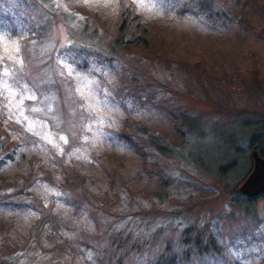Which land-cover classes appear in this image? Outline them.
Instances as JSON below:
<instances>
[{"label":"rangeland","instance_id":"1","mask_svg":"<svg viewBox=\"0 0 264 264\" xmlns=\"http://www.w3.org/2000/svg\"><path fill=\"white\" fill-rule=\"evenodd\" d=\"M172 4L0 0V135L23 149L0 179L29 193L0 203V264H264V196L248 212L239 192L264 121V0ZM130 6L147 40L134 24L111 50Z\"/></svg>","mask_w":264,"mask_h":264},{"label":"trees","instance_id":"2","mask_svg":"<svg viewBox=\"0 0 264 264\" xmlns=\"http://www.w3.org/2000/svg\"><path fill=\"white\" fill-rule=\"evenodd\" d=\"M192 1L187 0V3H186L185 0H178L177 2H175V0H169V2H173L172 5H175L176 7L180 8L179 9L180 11H188L189 6ZM133 9L134 8L131 6L128 8L126 7L125 13H122L121 17L117 20L115 34L110 44L111 50L114 48L115 49L122 48L124 47L125 43L130 41L129 38L132 36L131 30L134 24L140 31V34H141L139 36L140 40H142L143 42H146L147 35L149 33L147 29L148 27L147 25L145 26L143 22L137 21V17L133 15V11H134ZM194 14H196L197 16L199 15L201 18L208 19L209 21L216 23V24L225 25V23H228L230 21V17L225 13V11L214 9L211 5H209L208 3H204V2L200 4L199 9ZM136 40H139V39H136ZM193 122H194L193 119H189L187 117L183 118V125L185 126H189L190 128H193V126L195 125ZM249 128L254 129L249 139V144H250L249 147L251 148L249 158L253 160L252 151L255 149H257L259 153L261 154V156L264 157V121H261V123H259L258 125L250 126ZM227 135H229L227 139L230 142V147L227 148L226 150L229 149V152L231 154L236 155V151L234 149L235 146L232 141L233 135L230 134L229 131ZM149 139L151 140V143L154 144L158 149H165V147L161 145L162 143H160L158 135L149 133ZM6 142H7L6 139H4L2 135H0V172L4 166L8 165L7 163L8 161L17 160L16 156H14L15 151H16V154L19 153L21 156L23 155V149L21 150L19 149V146L22 147L21 143L17 144L16 145L17 147L15 146V148L8 150L9 147L7 146ZM17 149H19L21 153ZM216 152L218 153L220 157L221 156L220 151H216ZM238 155L239 154H237V156ZM236 162L237 160L234 159L226 165V166L232 167V169L230 170L231 172L234 171L235 168L237 167V165L234 166ZM246 163L247 161L245 160L243 161L242 163L243 165H241V167L239 165L241 170H242V167L244 168ZM239 172L240 171H237V173ZM14 187H16L15 184H9L5 186L4 181L0 179V203H14L19 206H22L23 203L20 204L22 198L27 196V194L29 193L24 187H21V188L16 187L17 188L16 191L9 193L8 191L10 189H16ZM261 196H264V194ZM256 200L257 198H249L244 195V198L242 202H240V205L242 207H245L246 211L251 212L252 206L254 205ZM190 230L191 229H187L185 232V238L183 240L185 244H188V243L193 244V246L197 247L196 249L199 250L201 254H208L210 250L220 251L217 242L212 237L204 239L203 237L205 236L203 234L198 233V234L192 235L189 232ZM206 240L207 242L205 243ZM169 264H172V263H169Z\"/></svg>","mask_w":264,"mask_h":264},{"label":"water","instance_id":"3","mask_svg":"<svg viewBox=\"0 0 264 264\" xmlns=\"http://www.w3.org/2000/svg\"><path fill=\"white\" fill-rule=\"evenodd\" d=\"M252 158L253 169L239 187V192L249 198H258L264 194V157L255 149Z\"/></svg>","mask_w":264,"mask_h":264},{"label":"snow or ice","instance_id":"4","mask_svg":"<svg viewBox=\"0 0 264 264\" xmlns=\"http://www.w3.org/2000/svg\"><path fill=\"white\" fill-rule=\"evenodd\" d=\"M141 4H142V6H143V0H141ZM17 51H18V49H17Z\"/></svg>","mask_w":264,"mask_h":264}]
</instances>
